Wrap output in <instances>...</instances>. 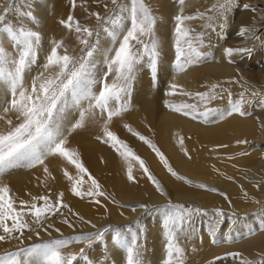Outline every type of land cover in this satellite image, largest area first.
Instances as JSON below:
<instances>
[{
    "label": "rangeland",
    "instance_id": "374dc122",
    "mask_svg": "<svg viewBox=\"0 0 264 264\" xmlns=\"http://www.w3.org/2000/svg\"><path fill=\"white\" fill-rule=\"evenodd\" d=\"M36 1L40 0H0V34L7 39L0 43V90H7L11 105L20 106L19 114L0 129L5 132L0 135V166L15 156L39 157L45 139L52 141L43 136V125L59 104L66 123L73 118L77 122L82 112L100 106L105 112V144L122 159L112 175L148 185L154 193L144 192L140 203L124 204L105 168L94 172L77 151H64L62 142L54 144L48 156L58 150L64 165L58 187L49 191L30 187V193L15 199L8 191L0 192V264H208L226 259L231 264L262 263L264 256L246 263V253L231 244L239 241L241 234L232 235L239 222L245 224L243 235L256 232L246 220L264 214V185L255 186L250 195L238 185V176L251 172L246 165L205 168L208 152L192 140L188 126L176 117L162 120L159 116L167 108L187 120L204 122L226 104L236 115L252 114V103L260 92L255 88L252 91L258 93L251 94L250 87L240 85L238 91L246 102L239 96L220 103L216 98L213 104L201 86L189 91L188 64L202 62L196 59L207 41L199 25L203 22L177 14L168 33L158 27L163 21L156 0H60L57 8L53 6L56 16L51 17L64 32L49 31V39L41 46ZM241 37L245 45L251 39L244 32ZM168 40L172 73L163 68L162 45ZM243 46L232 51L238 54ZM39 51L50 71L24 91L18 83L21 67ZM146 92L144 106L111 119L109 108L119 111L132 105L131 97ZM232 121H224L216 131L229 138L215 145L213 152L231 147L235 151L234 146L240 145L243 132ZM247 153L243 151L242 156ZM170 179L176 186H170ZM190 189L201 192L194 194ZM226 211L233 214L226 216ZM263 221L255 220L258 230H264Z\"/></svg>",
    "mask_w": 264,
    "mask_h": 264
},
{
    "label": "bare ground",
    "instance_id": "6f19581e",
    "mask_svg": "<svg viewBox=\"0 0 264 264\" xmlns=\"http://www.w3.org/2000/svg\"><path fill=\"white\" fill-rule=\"evenodd\" d=\"M58 1L60 0H40L35 2V14L38 19V28L41 33V46L45 45L49 39V31L57 30L58 33L64 32V29L54 25V18L52 19L51 17L52 14L54 15V13H56V11L54 13L52 12L55 10H53V6L58 4ZM156 1L158 7L157 10L163 21L158 27L160 26V30L164 32H171V29L174 26L173 17L177 14H188L191 15V18H195L194 20L197 22H203L202 25H199L202 28V34H207V41L204 42L202 49H200L203 54L200 58L196 59L202 62L199 64L193 62L191 66L188 64L189 70L187 73L189 75V91H195L201 86L202 92L205 91L207 93L205 98H207L208 101L214 99L212 104L216 102V98L219 99V103L220 101H227L230 99L234 101L238 99L241 94V91H238L241 84L245 87H250L251 91L254 90V88L260 91L259 94H257L258 92L256 90L255 92L252 91L251 94L257 92L256 94L259 97L252 103L253 107L251 109L252 111H250L252 114L247 113L248 115L245 117L236 115L235 110L230 108L229 105L227 106V104L224 106L222 104L223 107H221L218 112L214 113L213 111L210 116L213 115L214 118H206L204 121L206 124L203 121H195L190 118L187 120L184 116L176 115L175 113L170 112L167 108H163L159 114L162 120H165L168 116H173L188 126L192 140H194L196 144H200L203 149L208 152L207 159L205 160L208 165H205V168L213 169L214 166H217L227 167V169H229L231 168V165H246L245 168L248 166L251 167L250 173L238 176L237 180L238 185L246 188L247 193L250 195V193L255 192V186L258 189H261L264 185V97L261 96L264 90V0H206L205 2L198 0L199 3H197L198 1L196 2V0ZM57 6L55 7L57 8ZM256 31L258 33L261 32L262 34L258 35L257 33V35L252 37V34ZM243 32L248 39L251 36V39L245 42L246 45L243 42H240L243 40V36L241 37ZM163 37L166 36L164 35ZM246 37H244V39H246ZM5 42H7L6 36L0 34V43L5 44ZM100 42L101 44H107V40H101ZM238 45H244L243 47L245 49L243 51H238L239 53L236 54L237 52L232 50ZM99 47L103 55L108 53H104L105 48L103 45ZM162 48L166 53L163 54L165 60L163 68L172 73L173 69H171L169 63L170 59H168V56L171 55L170 41H165ZM40 52L41 51H39V54L36 55L33 60L29 57H25L26 61L23 65L21 64L22 67L20 70L21 72L19 73L18 83L19 87H24L22 90L26 89L27 85L31 84L36 79H42L44 73L50 71V65L46 62V57L42 56ZM21 80L22 82H20ZM6 91L0 90V129H2L7 122L11 121L13 117L20 112V108H18L19 104L15 103L14 105H11V103L8 102L9 100L6 99L8 98ZM139 91L140 90H137V92ZM246 95L247 93L245 96ZM218 96H222L223 100L218 98ZM148 97L149 95L147 92L137 95L135 98L131 97L130 103L132 105H128L123 109L118 108L119 111L110 110L109 108L108 111L111 119L114 120L118 116L127 114L140 106H144L148 102ZM240 97L242 98V96ZM16 100L18 99L16 98ZM246 100L249 102L247 97ZM58 108L59 109L56 108V111L53 113L50 120L46 121L43 125V136L47 135L49 137L48 141L49 139H52V141L48 142L51 143L48 145L45 139L44 146H42L43 150L39 157L35 156L34 159L24 160L20 158L21 156H15L14 161L9 164L4 163L0 166V192L8 191L12 198L15 199V197H25V193L31 192V190H29L30 187L36 189L38 186H43L44 190L46 188L48 191L52 188L58 187L61 184L63 175L62 168L64 165L61 162L63 159L58 150H56L53 155L51 154V158L48 155L54 144L62 142V149L64 151H72V149L77 151L75 153L85 161L92 171L100 172V169L105 168L104 170H107V172L113 176L112 179L115 180V182L112 181V185L117 188L115 192L118 191L119 194L123 196L121 201L124 204L140 203L141 198L143 199L142 195L144 192L149 193L150 191L154 193V190L152 191V188L148 185L132 184L122 176H120V179L117 178V180L114 178L115 176L112 175V171L119 170L118 163H121L122 159L117 153H113L111 150L109 151L105 144V138L103 135V133H107V128L103 127L105 122V112L103 109H100V106L96 107L95 110L82 112L77 122H75L73 118L69 123H66L63 113L60 110L61 104L58 105ZM214 108H216V106ZM227 120H233L235 128L242 130L241 133L243 132L244 137H241L242 135L240 136L241 138L239 137L241 143L240 145L238 144L237 147L236 145L234 146L237 148L235 151H233L231 147V150L230 148H227L228 150L221 148L220 150L213 152L215 151L213 150L215 145L219 144L221 146V142L227 141L229 138V136L224 134L225 132L223 131L216 133V131L222 129L223 122ZM4 134L5 132L0 130V135L5 136ZM243 139L247 142L242 143ZM243 151H245V153L250 151V153L243 154L244 156H242ZM43 158L48 159L44 162H40ZM191 169L194 170L196 168L191 167ZM37 171L39 173H37ZM256 171H258V174ZM254 172L259 176H253ZM39 174L41 176H39ZM251 181L257 182L252 183ZM168 183L170 186L172 183L176 186L172 179L168 180ZM181 190L183 191L184 189ZM51 191L53 192V190ZM165 191H167L166 187ZM192 191L194 194L201 192L198 189ZM116 194L118 193L116 192ZM120 197L121 196L118 197L119 200ZM149 198H152V196H149ZM153 199H156V196L152 198V201ZM261 211L264 212V207H262ZM225 214L226 216H231L233 213L226 211ZM258 215L257 217L262 220L264 219L262 217L264 214ZM252 217L254 216L248 217L247 219L250 220L246 221L250 222L248 224L253 226V229L252 227L251 229L256 232L249 231L251 232L250 234L247 232V235H243L245 232V224L239 222L234 228L236 232L233 231L232 233V235L234 233L237 234V232L241 234L239 237L237 236L239 241L236 242L238 239H234L235 243H229L234 245L235 249L237 248L242 253H246V263L254 262L264 256V230H258L261 227L256 226L255 220L257 217L255 215V217L251 219ZM253 223H255L256 229H254L255 226ZM228 227L229 225L226 226V228ZM249 228L246 229L249 230ZM262 228L264 229L263 225ZM156 254H159V252L156 251ZM208 264H231V261L226 259L219 263L211 262ZM260 264H264V261Z\"/></svg>",
    "mask_w": 264,
    "mask_h": 264
}]
</instances>
